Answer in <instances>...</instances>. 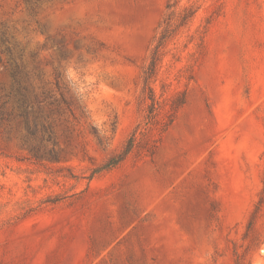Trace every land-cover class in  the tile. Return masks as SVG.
I'll list each match as a JSON object with an SVG mask.
<instances>
[{
    "label": "rangeland",
    "instance_id": "obj_1",
    "mask_svg": "<svg viewBox=\"0 0 264 264\" xmlns=\"http://www.w3.org/2000/svg\"><path fill=\"white\" fill-rule=\"evenodd\" d=\"M168 18L162 110L144 126L141 74ZM15 64L51 140L0 123V264H264V218L246 231L264 181V0H0L1 95ZM138 125L126 159L91 176Z\"/></svg>",
    "mask_w": 264,
    "mask_h": 264
},
{
    "label": "trees",
    "instance_id": "obj_2",
    "mask_svg": "<svg viewBox=\"0 0 264 264\" xmlns=\"http://www.w3.org/2000/svg\"><path fill=\"white\" fill-rule=\"evenodd\" d=\"M175 5L176 4L174 3L168 4L167 10L174 9ZM186 12L188 13V15H186V17L181 21L180 26L185 24V21H187L186 19L193 15L191 9H188ZM171 22V18H168L159 25V34L149 51L146 65L142 70L140 103L145 104L147 108V117L146 123L143 124L144 126H153L154 123L158 120V116L160 115V111L162 110L161 102H159L155 98L152 83L158 76V70L163 58V49L167 42L172 39L176 33V28L174 25L172 26ZM19 68L20 65L18 66L17 64H15L14 68L10 69V75L13 82L12 90L3 95L0 94V123H9L13 119H15L16 121L23 124L26 130V135L23 138V144L25 145L28 143L27 139L33 138L37 135V133L41 132L43 134H47L50 130L49 127H46L43 123H40L39 126V124L36 122H34L33 125H31V123L29 122L31 103L28 97V91L22 86L23 77H21V71ZM10 100L13 101L15 106L13 105L12 109L8 111L6 107L9 104ZM183 103L184 94L180 95V98H177L173 103L170 104V114L167 116V121H165L164 127L171 123L174 114L183 105ZM149 130L140 128V125H138L135 131L127 140L123 149L118 153L110 156L103 165L95 168L92 171L91 176L99 174L103 171H109L122 163L135 147L136 132L140 131L139 135L141 134L142 136L144 132ZM43 138L44 136L41 138V141L43 140ZM47 138L48 140H51L50 132ZM32 150L34 151V148H31V151ZM261 218H264V181L259 198L254 205L253 211L246 227L247 236L250 233H253L254 223ZM252 237H254V234Z\"/></svg>",
    "mask_w": 264,
    "mask_h": 264
}]
</instances>
